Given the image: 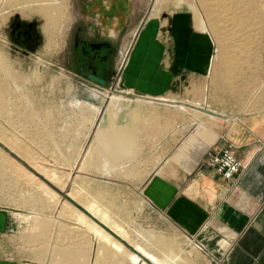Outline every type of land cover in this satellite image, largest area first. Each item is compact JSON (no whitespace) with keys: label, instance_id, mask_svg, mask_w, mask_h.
<instances>
[{"label":"crops","instance_id":"crops-1","mask_svg":"<svg viewBox=\"0 0 264 264\" xmlns=\"http://www.w3.org/2000/svg\"><path fill=\"white\" fill-rule=\"evenodd\" d=\"M85 3L86 15L95 18L96 26L104 30L127 27L128 0ZM146 24L139 36L147 28L160 27L154 18ZM187 30L186 42L180 43L172 38L170 26L169 40L165 31L155 32L160 49L146 47L138 53L140 58H136L134 44L130 58L139 82L124 78L127 92L166 99L170 89L179 91L173 84L180 77L209 75L212 42L204 34ZM0 73L9 75L6 70ZM223 80V105L215 103V76L213 85L209 81L210 111L204 116L191 114L187 128L179 104L157 100H132L125 102L127 106L120 102L110 114L105 112L106 106L101 112L96 106L101 118L91 122V126L95 124L92 133L85 115L70 117L63 130L57 129L55 135L43 140L42 148L50 156L66 159L56 168L62 188L48 180L49 185L75 209L94 217L134 249L129 254L143 253L159 264H189L168 238V228H172L194 248L195 264H264V69L241 68L238 87L237 81L233 86L228 80L226 71ZM1 85L0 113L7 101ZM114 118L118 124L125 118L127 128L105 131L107 121L114 122ZM3 141L0 131L1 144L14 155H30ZM227 147L241 164L239 174L230 182L207 166L212 154ZM5 220L1 213L0 264H22L4 256Z\"/></svg>","mask_w":264,"mask_h":264},{"label":"rangeland","instance_id":"rangeland-1","mask_svg":"<svg viewBox=\"0 0 264 264\" xmlns=\"http://www.w3.org/2000/svg\"><path fill=\"white\" fill-rule=\"evenodd\" d=\"M53 1L0 0V72L6 70L9 74L0 73V90L3 84L7 100L0 113L2 143L16 144L30 154L19 156L20 162L8 154V148L0 147V213L6 215L2 233L5 236L4 256L22 264H38L31 259V253H41V264H48L52 249L77 250L75 255L82 264H130L129 248L116 249L95 237L90 228L94 222L90 216L85 213L84 216L71 205L70 200L51 188L48 180L62 188L56 168L63 166L62 161L66 159L50 156L49 151L42 148L43 140L55 135L57 129L63 130L70 117L81 115L86 116L88 131L92 133L95 124L91 126V122L101 118L100 112L105 106V112L110 114L120 102L127 106L125 102L132 100L179 104L184 110L183 121L187 128L192 116H204L210 111L207 106L209 81L213 85L215 76V103L223 105L225 71L228 80L231 79L233 86L237 81L238 87L241 68L264 69V0H236L231 8L226 6L230 0H213L221 1L220 8L212 7L218 40L199 0H128L130 17L127 27L119 30H104L96 26L95 18L86 15L87 0H59L57 4ZM153 18L160 27L147 28L139 36L144 23L150 24ZM27 25H32L33 30L25 41L24 34L18 31H25ZM169 26L172 38L179 43L186 42L187 29L210 38L213 54L209 75L180 77L178 83L172 82L175 83L173 86L180 87L179 91L170 89L168 96L164 97L166 99L143 97L136 91L127 92L124 78L133 84L139 82L130 58L134 44L136 58H140L138 53L146 47L159 50L154 33L164 34L166 28L164 36L169 40ZM81 47L90 51V55L91 49H95L102 59H83ZM100 73H105V78L100 77ZM155 74L159 78V72ZM88 75L102 79L104 86L89 80ZM90 85L98 88L92 89ZM90 90L98 91V98L93 97ZM191 103L201 104L203 108H194ZM96 106L100 107L98 115ZM125 118L121 124L116 119L107 121L105 131H116L121 126L127 128ZM75 164L77 168L78 159ZM30 214L46 223L47 229L27 228L24 221ZM20 237H24L23 241H18ZM168 238L184 260L195 264L194 248L186 239L182 241L172 228H168ZM31 248L33 250L29 251ZM80 249L82 254L78 252Z\"/></svg>","mask_w":264,"mask_h":264},{"label":"bare ground","instance_id":"bare-ground-1","mask_svg":"<svg viewBox=\"0 0 264 264\" xmlns=\"http://www.w3.org/2000/svg\"><path fill=\"white\" fill-rule=\"evenodd\" d=\"M28 1V0H27ZM59 0H54L53 2L55 3V4H57L56 2H58ZM200 2H201V4H202V6L206 9V11H207V18L209 19V21H210V24H211V27H212V32H213V34L215 35V37H216V39L218 40L219 38L217 37V32H218V30H217V21H214V14H213V9H212V7H217V8H220L221 7V1H213L212 3H207V1H209V0H199ZM231 1V0H230ZM229 1V3H227V7L228 8H231L232 7V5H233V3L236 1V0H234L233 2H230ZM50 9V8H49ZM213 14V15H212ZM221 57H223V53H221ZM91 91V90H90ZM98 92V91H97ZM96 91H91V94H92V96L93 97H95V98H98V93H97ZM191 105H192V107H194V108H203V106L201 105V104H198V103H191ZM208 110H210V109H208ZM195 113H197L196 111H195ZM1 201V200H0ZM4 203V202H3ZM7 208V207H6ZM1 214V213H0ZM15 215V214H14ZM19 215V214H18ZM88 215V214H87ZM3 216V215H2ZM25 216V215H24ZM85 216V215H84ZM89 216V215H88ZM21 217H23V216H21ZM90 218L94 221H92L93 222V226H91L90 228L93 230V232H94V234H95V237H97V238H99L100 240H102V241H104V242H107V243H110L113 247H115L116 249H120V247H121V245L122 246H125L122 242H121V240L119 239V238H117L116 237V241H118L121 245H119L118 243H116V241H113V240H111V238L109 237V235L111 236V234L107 231L108 229L107 228H105L101 223H99L94 217H92V216H90ZM2 219V218H1ZM25 220L26 221H24V223L26 222V225H27V228H30V229H41V230H46L47 229V224L46 223H43V222H40L39 220H37V219H34L32 216H31V214H30V216H26V218H25ZM80 220H83L82 218H80ZM23 223V224H24ZM95 223V224H94ZM81 224V223H80ZM98 226H100V227H102V228H104L105 229V231L109 234H107L103 229H101L100 227H98ZM90 229V230H91ZM110 231V230H109ZM32 232V231H31ZM45 232V231H44ZM111 232V231H110ZM93 234V235H94ZM30 235V234H29ZM37 235H39V234H37ZM36 235V236H37ZM38 237V236H37ZM112 237V236H111ZM17 238V237H16ZM24 238V237H23ZM23 238H18V241L21 239L22 241H23ZM30 239H34L33 237L31 238V237H29ZM113 238V237H112ZM14 239V238H13ZM12 239V240H13ZM27 239V238H26ZM37 239V238H36ZM17 240V239H16ZM25 240V239H24ZM28 242H29V240H27ZM38 241V240H37ZM28 242H26V245H27V243ZM31 242V241H30ZM36 241H33V243H35ZM40 242H42V241H40ZM39 242V243H40ZM33 243H31V244H33ZM38 243V242H37ZM125 243V242H124ZM20 244H22V242L20 243ZM19 244V245H20ZM30 244V243H29ZM2 245V244H1ZM4 245V244H3ZM13 245H14V243H13ZM12 245V246H13ZM41 245H43V244H41ZM7 246V245H6ZM16 246V245H15ZM37 246H38V244H37ZM25 247V246H24ZM32 247V246H31ZM33 247H35V246H33ZM44 247V246H43ZM126 247V246H125ZM40 248V247H39ZM47 248V247H46ZM18 249V248H17ZM35 249V248H34ZM27 250V249H26ZM30 250H33L32 248L31 249H29V251ZM131 251H134V249H130ZM24 251V250H23ZM35 251V250H34ZM38 251V250H37ZM36 251V252H37ZM41 251H43V250H40V252ZM46 251V250H45ZM44 251V252H45ZM52 252V254H51V257H50V259H49V263L48 264H82L81 263V260H80V258L77 256V255H75V252L77 251V250H73L74 251V253H73V251L72 252H70V251H68V250H56V249H52L51 250ZM119 251V250H118ZM141 251V250H140ZM43 252V253H44ZM79 253H81L82 254V250L80 249L79 251H78ZM29 253H31V252H29ZM133 253V252H132ZM135 253V252H134ZM137 254V253H136ZM129 254L128 255V258H129V261H130V264H159L158 262H157V260H155L154 258H152L151 256H149V255H146V254H143L142 253V255H145V256H147L150 260H151V262H149L148 260H144L145 258V256L143 257L142 255L140 256L139 254ZM14 256V255H13ZM42 254L41 253H35V252H32L31 253V259L32 260H34L36 263H38V264H41V259H42ZM47 257V256H46ZM147 259V258H146ZM25 260V259H24ZM46 260V259H45ZM44 261V260H43ZM3 264V263H2ZM44 264V263H43Z\"/></svg>","mask_w":264,"mask_h":264},{"label":"built area","instance_id":"built-area-1","mask_svg":"<svg viewBox=\"0 0 264 264\" xmlns=\"http://www.w3.org/2000/svg\"><path fill=\"white\" fill-rule=\"evenodd\" d=\"M207 166L227 182L232 181L241 169V164L230 147L212 154Z\"/></svg>","mask_w":264,"mask_h":264},{"label":"flooded vegetation","instance_id":"flooded-vegetation-1","mask_svg":"<svg viewBox=\"0 0 264 264\" xmlns=\"http://www.w3.org/2000/svg\"><path fill=\"white\" fill-rule=\"evenodd\" d=\"M33 30V26L32 25H27L25 31H18L19 33L24 34L26 40H28L29 33H31ZM90 51H86V49L83 47L80 48V54L82 56L83 59H89V61H93V60H98V59H102L101 55H97V52L95 51V49H91V55L89 54Z\"/></svg>","mask_w":264,"mask_h":264},{"label":"water","instance_id":"water-1","mask_svg":"<svg viewBox=\"0 0 264 264\" xmlns=\"http://www.w3.org/2000/svg\"><path fill=\"white\" fill-rule=\"evenodd\" d=\"M88 79L91 80L92 82L98 84L99 86H104V81L102 79H99L93 75H88ZM0 147L4 148L7 150V148L5 146H3L1 143H0ZM8 154L13 156L14 158H16L18 161L22 162L21 159L19 157H17L16 155H14L11 151L7 150ZM39 175V174H37ZM44 179V178H43ZM45 180V179H44ZM112 236L114 237H117L115 234H113L112 232H110L109 230H107ZM121 242L129 249H132L128 244L124 243L122 240Z\"/></svg>","mask_w":264,"mask_h":264}]
</instances>
